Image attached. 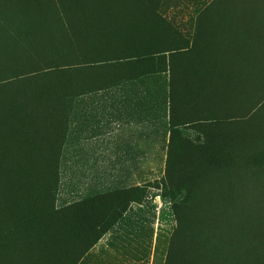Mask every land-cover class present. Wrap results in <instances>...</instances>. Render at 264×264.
<instances>
[{
    "label": "trees",
    "instance_id": "16d2710c",
    "mask_svg": "<svg viewBox=\"0 0 264 264\" xmlns=\"http://www.w3.org/2000/svg\"><path fill=\"white\" fill-rule=\"evenodd\" d=\"M163 2L0 0V264H79L123 218L104 192L57 204L71 100L161 73L193 110L218 92L233 114L222 123L251 116L228 141L192 121L205 166L174 187L163 264H264V0H196L185 49L166 34Z\"/></svg>",
    "mask_w": 264,
    "mask_h": 264
},
{
    "label": "rangeland",
    "instance_id": "374dc122",
    "mask_svg": "<svg viewBox=\"0 0 264 264\" xmlns=\"http://www.w3.org/2000/svg\"><path fill=\"white\" fill-rule=\"evenodd\" d=\"M183 1L177 6L181 12L188 8L187 2ZM185 37L184 42H180L182 38L177 37L179 42L175 47L179 49L189 47L193 40L192 36ZM170 73H175L174 68ZM159 75V78L155 79L154 76L144 78L148 86L152 87L150 82L159 86L156 88L159 91L155 88L144 90L146 95L152 93L157 96L159 102L156 111L155 105L153 106L152 122L144 123L141 164L137 163L134 167V164L118 162L114 157L111 158L110 165L105 164L103 168V164L96 163L99 160L96 159L88 165L89 173H86L87 168H84L81 175L76 172L78 165L73 162L76 152L74 155L70 137L60 152L57 204L72 201L86 193L89 195L104 192L114 211L124 208L123 218L98 239L79 264H163L167 240L175 226L173 205L184 193V189H180L179 193L173 194L174 187L180 185L187 168L206 161L205 156H200L198 148L200 141L205 139L204 132L198 127H193L192 121L194 118H203V125H209L208 129L212 126L208 137L215 142L228 141L239 132L238 129L250 126L248 121L251 120V116L246 117L243 114L239 117L233 116L227 123H222L221 119H228V116L233 114H230V109L225 110L223 99L220 100L218 92L217 98L208 97L205 106L198 109L193 110L194 101L190 104H186V101L178 102L181 99L178 93L181 89L179 86L181 87L183 83L173 80L167 87L164 84L167 82V74ZM186 92L187 89L184 93ZM170 94L171 108L167 113L166 102ZM237 114L240 115V112ZM171 126L176 129L175 132L170 130ZM89 151L91 157L94 155L93 152L99 156L102 149ZM208 175L211 176L212 173Z\"/></svg>",
    "mask_w": 264,
    "mask_h": 264
},
{
    "label": "crops",
    "instance_id": "0c3cea01",
    "mask_svg": "<svg viewBox=\"0 0 264 264\" xmlns=\"http://www.w3.org/2000/svg\"><path fill=\"white\" fill-rule=\"evenodd\" d=\"M180 1L182 0L179 2L165 0L161 6L160 16L166 21L163 23L166 26V34L194 36L199 29L198 12L194 10L196 0H184L188 5L185 9L187 11L184 10V12L177 8ZM151 76H154V79L159 78L157 74ZM144 78L146 77L121 78L102 89L90 90L72 97L65 141L70 137L73 154L75 155L76 152L74 157L76 160L73 159V162L78 165L77 173L83 175L84 168H87L86 173H89L88 165L96 159H99L96 163L103 164V168L105 164L110 165L111 158L114 157L117 158L116 161L134 164V167L137 163L141 164L144 123L152 122L153 106L155 105L156 111L159 102L154 94L144 93L146 89H156L159 86L152 82H150L152 87L148 86ZM156 91L159 90L156 89ZM168 97L167 113L170 108ZM146 109L152 110L148 112ZM155 115L157 116V113ZM89 149H95V151L102 149L101 155L98 156L96 152H93L94 155L91 157ZM135 174L136 170H134V177Z\"/></svg>",
    "mask_w": 264,
    "mask_h": 264
}]
</instances>
